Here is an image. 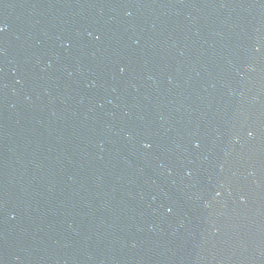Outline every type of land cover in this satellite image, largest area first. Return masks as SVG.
I'll list each match as a JSON object with an SVG mask.
<instances>
[{"label": "water", "instance_id": "water-1", "mask_svg": "<svg viewBox=\"0 0 264 264\" xmlns=\"http://www.w3.org/2000/svg\"><path fill=\"white\" fill-rule=\"evenodd\" d=\"M0 264H264V0H0Z\"/></svg>", "mask_w": 264, "mask_h": 264}]
</instances>
